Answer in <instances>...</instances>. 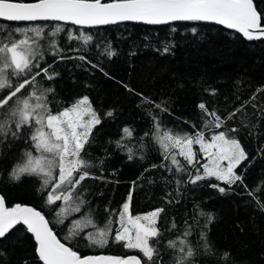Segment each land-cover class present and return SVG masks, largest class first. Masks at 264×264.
Returning <instances> with one entry per match:
<instances>
[{
  "label": "trees",
  "instance_id": "1",
  "mask_svg": "<svg viewBox=\"0 0 264 264\" xmlns=\"http://www.w3.org/2000/svg\"><path fill=\"white\" fill-rule=\"evenodd\" d=\"M253 5L264 25V0H253ZM57 28L61 31L53 35ZM17 29L37 39L43 53L34 60L39 67L32 72L47 68L52 77L49 80L44 73L36 77L38 90L52 89L45 92L52 114L87 96L100 123L92 128L81 153L90 175L74 195L86 203L80 212L64 218L57 215L64 201L47 202L53 189L51 184L42 187L41 175L22 174L19 180L9 175L26 159L25 153L33 154L35 125L19 131L13 126L11 132H17L16 136L0 134V195L6 206L38 209L57 238L81 256L134 253L146 264L138 251L115 239L121 224L119 213L127 202L131 216L163 210L156 222L160 236L152 243L158 250L155 264H174L176 249L169 247V241L179 246L180 239L194 250L190 264H264V40H248L220 25L194 20L160 25L118 22L90 28L0 20V40L5 32L20 37ZM31 29H41L42 36L36 38ZM81 34L92 39L69 38ZM6 94L0 91V96ZM201 103L208 113L199 108ZM212 111L222 118L219 129L211 126ZM233 112L235 116L227 119ZM157 123L161 133L171 130L180 136L235 129L229 137L239 140L247 155L234 169L243 182L227 184L204 178L192 183L191 178L200 173L199 161L188 164L174 149L183 167L178 171L170 163L171 153L165 159L155 138ZM125 127L131 136L123 132ZM88 217L95 227H83L78 235L66 239L72 222ZM109 222L107 243L93 244L88 234ZM205 239L209 249L204 247ZM0 264H42L24 226L0 238Z\"/></svg>",
  "mask_w": 264,
  "mask_h": 264
},
{
  "label": "snow or ice",
  "instance_id": "2",
  "mask_svg": "<svg viewBox=\"0 0 264 264\" xmlns=\"http://www.w3.org/2000/svg\"><path fill=\"white\" fill-rule=\"evenodd\" d=\"M0 18L10 21H34L55 20L71 21L76 25H105L117 21H144L149 24H162L176 20L216 21L226 25L230 29H237L248 40L264 38V25L261 23V15L253 5V0H33V2H19V0H0ZM21 33L16 37L14 33H4L0 40V91L7 94L0 96V134H8L14 126L19 131L25 125H35V131L31 140L39 156L31 152L25 153L26 159L17 164L11 171L10 178L19 180L22 174H36L43 177L42 187L52 185V192L47 195L49 204L58 200L64 201V207L60 208L57 215L66 217L71 212H80L81 205L86 203L79 195H74L78 185L84 181L90 173L86 170L89 164L81 156L85 144L88 142L92 128L100 123L96 112L91 108L89 98L84 96L70 108L62 112L52 114L46 103L45 92L52 89L38 90L36 77L44 73L48 76V69L41 68L35 73L34 60L43 53L37 39L28 35V32L17 29ZM35 37L42 36L41 29H31ZM61 29L57 28L56 33ZM70 39H82L85 42L92 38L81 34L79 37L69 36ZM53 47H57L55 42ZM167 50V49H165ZM110 55L114 53H109ZM83 59V57H81ZM28 89H31L30 91ZM257 91H261L258 89ZM147 101V98H145ZM160 108L161 105H156ZM199 108L208 113L204 103ZM167 111L166 108L162 109ZM237 109L236 111H239ZM215 117L211 122L214 128L222 127V118L215 111L209 113ZM88 115L91 118L84 119ZM111 115V113H108ZM235 116L230 113L227 119ZM156 140L164 150L165 159L171 153V162L177 166L178 171L183 167L176 159L183 156L188 164H193L195 153L192 145L199 144L201 151L209 159V163L203 166L204 175L199 173L191 178V182L206 177H215L227 184L237 181L243 182V178L237 175L234 169L247 159V155L239 140L229 137L228 131H218L205 139L203 131L195 135H173L171 130L160 132L159 123L156 124ZM123 132L131 136L132 131L125 127ZM13 136L17 132H11ZM147 135V134H146ZM131 152V150L129 149ZM131 158V156L129 157ZM222 161H227L223 166ZM58 169V179L54 178V171ZM78 177V178H75ZM67 185L63 192L57 193L62 186ZM216 187V185H213ZM224 192V188L219 189ZM251 194V193H250ZM131 197H129V200ZM129 203H124L119 213L121 229L116 232L117 241H127L126 247L140 249L147 262L155 264L158 250L152 246L153 238L160 236L156 227L157 218L162 209H156L143 216L132 217L129 211ZM63 222V219L60 220ZM26 226V231L33 234L37 244L36 252L42 264H141V260L135 256L127 259L112 256H81L66 243H62L49 226V221L35 208L16 204L14 207H6L5 199L0 196V238L13 230L17 225ZM130 225L127 227L125 225ZM93 224L90 217L78 219L72 222L66 239H71L79 234L83 227ZM111 231V222L104 228H97L95 234L89 233L88 239L96 245L103 246L107 243V237ZM134 231V236L132 232ZM189 235L188 232L184 234ZM169 247L176 249L174 264H190V258L194 250L190 243L180 239L179 246L175 241H169ZM205 249H209L207 240L204 241ZM224 253V257H228Z\"/></svg>",
  "mask_w": 264,
  "mask_h": 264
},
{
  "label": "rangeland",
  "instance_id": "3",
  "mask_svg": "<svg viewBox=\"0 0 264 264\" xmlns=\"http://www.w3.org/2000/svg\"><path fill=\"white\" fill-rule=\"evenodd\" d=\"M83 97H80V98H78L70 107H72L74 104H76L77 103V101H79L80 99H82ZM70 107H68V108H70ZM63 111V110H62ZM61 111V112H62ZM91 117L90 116H88V115H85L84 116V119L85 120H88V119H90ZM34 131H35V128H34ZM33 131V132H34ZM215 133H217V132H215ZM215 133H211V134H209V135H207V136H205V139L206 140H210L211 139V136L213 135V134H215ZM32 144H33V150H34V152H33V154H34V156H39L40 155V153H39V151H37L36 149H35V145H34V143H33V141H32ZM192 149H193V152L195 153V160H197V161H199V164H198V167L200 168V175L201 176H203L204 175V169H203V166L205 165V164H208L209 163V159H208V157L205 155V153L203 152V151H201V149H200V145L199 144H193L192 145ZM177 153H179V149H177ZM183 157V156H182ZM170 160H171V157H170ZM194 160V161H195ZM171 164H172V162H170ZM222 164H223V166H227V161H222ZM56 173V174H55ZM54 174L56 175V178L55 179H58V169L57 170H55L54 171ZM197 175V174H196ZM195 177V176H194ZM206 178H211V179H213V180H215V181H217V182H224V181H220V180H218V179H216L215 177H206ZM122 211V210H121ZM152 211H155V210H152ZM152 211H150V212H152ZM150 212H145V213H142V214H138L139 216H143V215H145V214H147V213H150ZM138 215H136V216H138ZM136 216H132L133 218L134 217H136ZM125 226H127V227H131L130 225H125ZM118 230H122L121 229V224L119 225V228H118ZM134 231L132 232V235L134 236ZM116 235V234H115ZM125 242V245H126V243H127V241H124ZM126 247V246H125ZM126 248H128V247H126ZM129 249H132V250H136V251H138L142 256H143V253L141 252V250L140 249H136V248H129Z\"/></svg>",
  "mask_w": 264,
  "mask_h": 264
},
{
  "label": "water",
  "instance_id": "4",
  "mask_svg": "<svg viewBox=\"0 0 264 264\" xmlns=\"http://www.w3.org/2000/svg\"><path fill=\"white\" fill-rule=\"evenodd\" d=\"M25 3H27V2H25ZM0 20H2V21H10V20H7V19H5V18H0ZM40 21L57 22V23L67 24V25L74 26V27H79V28H90V27H95V26H101V25H76V24H73L71 21H55V20H41V19L34 20V21H16V22H40ZM180 21H186V20L168 21V22H166V23H170V22H180ZM10 22H14V21H10ZM118 22L138 23V24H143V25H160V24H149V23H146V22H144V21H117V22H115V23H118ZM204 22H210V23H214V24L220 25V26H222L223 28H225V29H227V30H229V31L236 32V33L240 34L243 38H245V37L243 36V34L240 33L237 29H230V28H228L226 25L219 24V23L216 22V21H204ZM162 24H165V23H162ZM105 25H106V24H105ZM245 39H247V38H245ZM253 40H264V38L253 39ZM0 196H1V195H0ZM15 205H16V204H15ZM15 205H13V206H6V204H5V206H6V207H9V208L14 207ZM22 206L32 207V206H29V205H22ZM32 208H33V207H32ZM35 209H36V208H35ZM36 210L39 211L38 209H36ZM20 225H22V224H20ZM17 226H18V225H17ZM22 226H24V225H22ZM24 227L26 228V226H24ZM28 233H29V232H28ZM29 234L32 236L33 241H34V243H35V252H36V248H37L36 241H35V239H34L33 234H31V233H29ZM36 255L38 256V253H37V252H36ZM84 256H112V257H118V256H114V255H104V254L84 255ZM133 256L139 258V256H138L137 254H134V253L128 254V255H126V256H124V257H121V258L127 259L128 257H133ZM139 259H140V258H139ZM141 264H142V263H141Z\"/></svg>",
  "mask_w": 264,
  "mask_h": 264
}]
</instances>
